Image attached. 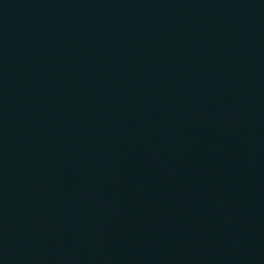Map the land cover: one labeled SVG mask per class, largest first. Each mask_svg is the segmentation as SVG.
<instances>
[{
	"label": "water",
	"instance_id": "obj_1",
	"mask_svg": "<svg viewBox=\"0 0 264 264\" xmlns=\"http://www.w3.org/2000/svg\"><path fill=\"white\" fill-rule=\"evenodd\" d=\"M0 264H264V0H0Z\"/></svg>",
	"mask_w": 264,
	"mask_h": 264
}]
</instances>
